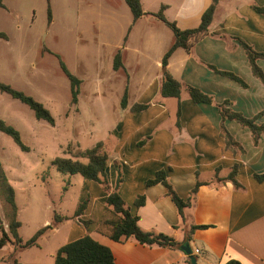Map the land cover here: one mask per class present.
Here are the masks:
<instances>
[{"label": "crops", "instance_id": "0c3cea01", "mask_svg": "<svg viewBox=\"0 0 264 264\" xmlns=\"http://www.w3.org/2000/svg\"><path fill=\"white\" fill-rule=\"evenodd\" d=\"M141 2L146 14L133 22L131 13L121 45L115 44L106 55L108 69L113 72L108 81L112 83L120 76L122 78V82L109 88L116 100L109 101L107 96L104 97L105 89L99 76L95 81L99 96L97 105L100 112L108 113L99 126L103 133L101 141L111 158L106 178L110 188H114L117 171L113 161L119 162L123 179L118 192L132 214L138 216L140 227L145 231L168 234L180 242V246L145 245L134 238L115 241L108 237L100 223L109 215L105 207L109 192L93 180L83 181L77 202L88 200V203L79 217L91 218L98 223L90 234L112 250L117 264H188L189 254L182 248L185 244L190 247L191 254H200L201 263L198 264H226L229 260L240 264H264V181L254 177V173L264 172V134L255 145L248 127L227 119L226 128L245 152L234 153L227 149L220 133L221 116L215 105L228 100L229 107L247 117L264 110V81L254 75L243 46L232 38L240 37L255 50L264 51V14L251 5L254 2L264 7V0H220L211 25L212 33L196 42L191 52L179 47L170 56L167 69L172 76L198 87L214 100V103H196L184 90L180 98V127L176 125L178 99L160 96L162 58L173 43L174 35L169 27L147 12L155 13L164 4L168 19L174 20L181 29L193 28L199 25L211 0ZM139 24H146L142 39ZM139 39L143 41L140 43ZM119 48L123 49L125 71L113 69V57ZM257 63L264 72V59H258ZM208 65L235 73L246 85L215 72ZM83 84L84 80L81 86ZM126 85L128 102L126 108H122L120 101ZM81 90L80 87L77 104ZM136 103L150 105L134 111L132 106ZM257 122H264V114ZM144 138H147L145 143L140 145ZM234 165L237 166L235 178L242 185L239 188L230 180H221ZM159 169L165 170L167 181L184 200L191 198L197 181L202 182L191 205L184 211V220L164 184L146 186V181ZM8 178L16 195V182ZM138 195L145 197L140 206L135 203ZM46 206L51 208L49 204ZM75 210L60 215L72 216ZM5 212L6 205L0 199V216L4 220ZM78 218L51 222L46 216L42 227L52 224L49 238L56 239L61 234L62 240L57 242L50 260H34L28 254L22 256L24 248L15 254L19 263L54 264L59 247L87 232ZM192 224L207 225V228H197L191 238H187ZM21 228L22 221L19 231ZM12 252L11 245L1 246L0 264H3L2 258Z\"/></svg>", "mask_w": 264, "mask_h": 264}, {"label": "rangeland", "instance_id": "374dc122", "mask_svg": "<svg viewBox=\"0 0 264 264\" xmlns=\"http://www.w3.org/2000/svg\"><path fill=\"white\" fill-rule=\"evenodd\" d=\"M3 2L0 32L6 37H0V81L43 103L55 118L54 125L37 119L28 105L0 91V119L13 125L29 147L22 150L10 135L0 131V161L16 182L15 200L22 221L19 233L26 238L42 227L46 216L53 222L55 212L71 213L77 207L84 178L59 171L52 161L67 156L68 145L88 148L102 140L99 126L108 113L100 112L97 105L95 81L99 76L104 97L116 100L109 88L122 78L108 81L113 72L108 69L106 55L122 42L131 12L124 0ZM145 26L138 25L140 39ZM58 56L84 80L78 104L72 102L70 80ZM50 235L48 228L38 239L40 247L25 248L22 256L50 260L62 240L61 234L52 240ZM198 261L201 263L200 254Z\"/></svg>", "mask_w": 264, "mask_h": 264}, {"label": "trees", "instance_id": "16d2710c", "mask_svg": "<svg viewBox=\"0 0 264 264\" xmlns=\"http://www.w3.org/2000/svg\"><path fill=\"white\" fill-rule=\"evenodd\" d=\"M4 0H0V8L4 7ZM130 11L132 13L133 22L138 18L146 14L142 7L141 0H124ZM220 0H211L210 5L206 8L201 16V21L198 26L193 28L181 29L174 20H170L164 14V9L166 5H161L160 9L155 12H147L158 18L163 22L167 27H169L174 35L173 43L167 49L162 58V79L160 84V96L163 98L175 97L178 99L177 110H176V125L180 127V113L181 105L180 98L182 92L185 90L189 97L196 103H214L212 96L205 93L198 87H195L190 84H186L175 77L167 69V64L172 53L179 47L184 48L186 51L191 52L193 46L201 38L206 35H210L211 25L214 22L215 13L217 5ZM252 7L264 14V7L257 5L254 2H251ZM49 20H51V6L48 5ZM129 27L128 31L130 30ZM0 37H6L3 32H0ZM236 39L244 48L248 59L250 61L251 69L254 75L264 81V72L262 68L258 65L257 60L262 58L264 59V51H257L244 41L240 37H232ZM127 39V35L124 38V42ZM59 57V56H58ZM60 58V57H59ZM60 66L63 72L67 75L71 84V95L72 102L77 103L78 95L80 92V87L83 80L72 73L66 64L60 58ZM210 69L215 72L228 76L231 79L236 80L242 85L246 83L235 73L230 71H223L216 68L213 65H208ZM113 69L114 70H123L125 71L123 63V49L119 48L113 57ZM0 91L7 93L15 99L20 100L21 102L28 105L34 112V115L37 119L46 120L50 124H55V118L53 117L51 111L44 106L43 103L37 101L34 97L25 92L18 90L12 87L10 84L0 81ZM128 102V86L126 85L122 96L120 105L122 108H126ZM230 102L228 100L215 103L216 107L219 110L221 116L220 122V133L224 138L225 146L227 149H230L234 153H244V147L231 135L228 129L225 126V121L227 119L236 120L243 127H248L250 129L253 143L258 144L260 137L264 134V122L259 123L257 119L264 114V110L258 112L254 116L247 117L241 112L233 110L228 106ZM150 103H136L132 106V110H144ZM0 131L10 135L14 141L19 145V147L28 151L29 147L24 144L21 138L20 132L11 124L5 122L3 119H0ZM147 138L142 139L139 144L142 145L145 143ZM65 154L67 156H56L53 159V164L56 168L63 173L71 174H80L86 180H93L98 182L105 190H107L108 196L106 199V208L109 211V215L106 219L102 220L100 225L104 227L105 234L115 241H123L129 238H134L137 242L145 245H160L170 248H178L180 242H178L174 237L154 231H145L138 224V216L132 214L129 206L126 204L125 200L122 198L118 192V187L123 179L122 168L119 162L113 161L116 171L117 179L114 188H110L106 178V168L111 161L109 152L106 150L103 141L96 142L93 146L88 148H81L80 146L73 147L68 145L65 149ZM237 171V166L234 165L230 173L221 178V180H230L236 187H242V185L235 178ZM217 173V171H216ZM254 177L262 182L264 181V172L254 173ZM161 182L167 189V194L170 196L175 206L178 209V212L184 220L186 218L184 211L187 207L191 205V199L195 192L197 191L201 181H197L195 187L193 188L191 198L186 200L182 199L172 185L166 179V172L164 169H159L155 176L146 181V186H150L156 183ZM15 189L14 186L9 181V178L3 168L2 162L0 161V199L6 205L5 220L0 216V247L9 244L13 247V252L2 258L3 264H20L17 257L15 256L18 250L36 246L38 245L39 237L46 231V229L51 228L52 224L45 225L39 228L30 238L23 239L19 235V228L21 226V221L18 219V206L16 204L15 198ZM145 197L144 195H138L136 198V205L140 206L144 204ZM88 200H84L78 204L74 214L72 216H62L60 214H55V222H60L63 219L78 218L86 208ZM78 221L81 222L87 232L84 236L70 241L63 246L59 247L54 255V264H117L112 253V250L94 239L90 232L96 228L98 224L95 220L78 218ZM197 228H207V225H196L192 224L187 238H191L193 232ZM198 263V255L192 254ZM188 264L191 263V256L188 257ZM226 264H240L238 261L229 260Z\"/></svg>", "mask_w": 264, "mask_h": 264}, {"label": "water", "instance_id": "95a60500", "mask_svg": "<svg viewBox=\"0 0 264 264\" xmlns=\"http://www.w3.org/2000/svg\"><path fill=\"white\" fill-rule=\"evenodd\" d=\"M182 248L186 251L187 254H189L191 256V263L192 264H198L196 259L193 257V255L191 254V249L190 247H188L187 244L183 245Z\"/></svg>", "mask_w": 264, "mask_h": 264}, {"label": "built area", "instance_id": "2783aa9c", "mask_svg": "<svg viewBox=\"0 0 264 264\" xmlns=\"http://www.w3.org/2000/svg\"><path fill=\"white\" fill-rule=\"evenodd\" d=\"M195 252H196V253H199V249H196Z\"/></svg>", "mask_w": 264, "mask_h": 264}]
</instances>
